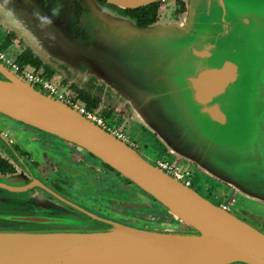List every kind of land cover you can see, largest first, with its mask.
Masks as SVG:
<instances>
[{"label":"water","instance_id":"95a60500","mask_svg":"<svg viewBox=\"0 0 264 264\" xmlns=\"http://www.w3.org/2000/svg\"><path fill=\"white\" fill-rule=\"evenodd\" d=\"M107 1L135 8L156 0ZM185 1L180 21L140 28L90 0L78 24L82 37L43 0L30 5L32 15L8 6L2 14L34 53L78 87L137 116L177 157L264 203V0ZM0 113L95 155L180 225L153 230L55 214L27 199L17 177L0 176V223L10 225L0 229V264H264L263 227L1 65ZM11 191L18 195L7 199Z\"/></svg>","mask_w":264,"mask_h":264},{"label":"flooded vegetation","instance_id":"af4514ba","mask_svg":"<svg viewBox=\"0 0 264 264\" xmlns=\"http://www.w3.org/2000/svg\"><path fill=\"white\" fill-rule=\"evenodd\" d=\"M94 1L113 14L131 20L140 28H150L163 19L180 21L187 11L185 0H156L135 8H123L107 0ZM32 3L36 4L35 0H0L1 66H11L10 61H20L26 63L25 66L37 69L36 71L46 81H61V83L55 82L58 88L65 92V98L60 100L73 108L75 104H79L97 112L104 120L105 124L102 127L115 135L123 134V141L142 156L147 153L152 157V152L155 151L153 148L158 147L159 157L154 159L155 162H151L153 157L149 158L147 155L148 158L143 157L154 164L168 161L183 173L184 177L180 180L187 182L201 195L223 209L259 226L262 225L261 227L264 228V215L248 206L250 202H254L258 204L257 207L264 208V203L248 198L233 186L204 171L199 165L169 152L158 138L151 136L138 124L135 117L78 87L34 53L16 30L7 25L2 14V7L5 9L8 6L23 15H25L24 12L32 15L30 6ZM43 5L51 13L61 12L65 15L66 21L69 20L73 25L75 37L85 35L86 31L78 24L80 16L90 10V0H43ZM38 88L41 87L38 86ZM1 115L3 125L0 127V176L17 177L23 185L26 198L35 205L43 206L55 214L71 213L93 218L99 223L114 221L153 230L179 228L164 206L95 155L38 128L26 125L7 115ZM151 147L153 151L149 150ZM24 158H27L29 163H25ZM176 158L186 163L183 164L186 167L182 168L174 164L173 159ZM66 172L73 177L72 180L82 183L84 188L71 194L74 189L70 187ZM197 174L203 175L204 183L201 186L193 184L194 176ZM75 194L82 195L85 202L80 203L76 200ZM7 195L9 199L10 195L15 197L18 194L11 191ZM9 226L6 222L0 223V229L9 228ZM26 227L24 223L20 225V228Z\"/></svg>","mask_w":264,"mask_h":264},{"label":"built area","instance_id":"2783aa9c","mask_svg":"<svg viewBox=\"0 0 264 264\" xmlns=\"http://www.w3.org/2000/svg\"><path fill=\"white\" fill-rule=\"evenodd\" d=\"M9 64L10 67L13 71L21 75L23 78L31 82L32 84L36 85L37 87L40 86V89H44V91L49 92L52 95H55L56 97L60 98H65V92L63 90H60L57 86V84L53 81H46L43 79L41 74L34 70L31 66H23L18 62H12L10 61ZM75 109H77L80 113L85 115L87 118L93 120L96 122L98 125L103 126L104 120L102 117L95 112L94 110L87 109L83 105L75 104ZM104 128V127H103ZM118 138L121 140L124 139L123 134H116ZM158 167H160L162 170H164L166 173L169 175L173 176L174 178L180 180L183 178V173L177 168L176 166L172 165L168 161H160L156 164ZM183 182V181H182ZM188 185L187 182H183Z\"/></svg>","mask_w":264,"mask_h":264},{"label":"rangeland","instance_id":"374dc122","mask_svg":"<svg viewBox=\"0 0 264 264\" xmlns=\"http://www.w3.org/2000/svg\"><path fill=\"white\" fill-rule=\"evenodd\" d=\"M37 70V69H36ZM70 80V79H69ZM55 82H57V83H61V81L59 82V81H55ZM72 82V81H71ZM64 88V87H63ZM101 99V98H100ZM103 100V99H102ZM103 101H105V100H103ZM130 114V113H129ZM130 115H132L133 117H135L136 118V121L138 122V124L139 125H141L142 127H144L145 129H146V127L142 124V122L139 120V118L137 117V116H135V115H133V114H130ZM9 123V122H8ZM3 125V116L0 114V127ZM146 131L151 135V136H153V137H156L155 135H153L152 134V132L151 131H149V130H147L146 129ZM157 138V137H156ZM155 151L154 152H152V157L150 156V155H148L147 153L146 154H144L143 156H145V157H149V158H152V160H151V162H155V158H158L159 156H158V153H159V148L158 147H154L153 148ZM153 149H152V147H151V149H149L150 151H153ZM149 152V151H148ZM147 155V156H146ZM166 156V155H165ZM147 157V158H148ZM164 159V158H163ZM166 159H169V158H166ZM24 162L25 163H29L28 162V159L27 158H24ZM173 163L174 164H177V165H179L180 167H186V166H184L185 164H184V162L181 160V159H178V158H176V159H173ZM154 164V163H153ZM184 164V165H183ZM66 176H68V180H69V183L71 184L70 185V187H71V189H74L73 190V192L71 193V194H73L74 193V191L75 192H78L79 191V189H83L84 188V186H83V184L82 183H78V182H76L75 180H72L73 179V177H70V174L68 173V172H66ZM203 177V175H201V176H199L198 174L197 175H195L194 176V182H193V184L195 185V186H201L203 183H204V179L202 178ZM76 183H78V184H76ZM82 195H77V194H75V198H76V200H78L80 203H83V202H85V198L83 197ZM251 199V198H250ZM140 200H143V199H140ZM254 201H257V200H254ZM257 202H259V201H257ZM260 203H262V202H260ZM257 205L258 204H255L254 202H250L249 204H248V206H249V208H252L253 210H255L256 212H259V213H262L263 215H264V208H262V206L259 208V207H257ZM261 209V210H260ZM262 226V225H261ZM179 228H180V225H179ZM178 228V229H179Z\"/></svg>","mask_w":264,"mask_h":264},{"label":"trees","instance_id":"16d2710c","mask_svg":"<svg viewBox=\"0 0 264 264\" xmlns=\"http://www.w3.org/2000/svg\"><path fill=\"white\" fill-rule=\"evenodd\" d=\"M18 63H20V64H22V65H24V66H25V64H26V63H21L20 61H19Z\"/></svg>","mask_w":264,"mask_h":264},{"label":"crops","instance_id":"0c3cea01","mask_svg":"<svg viewBox=\"0 0 264 264\" xmlns=\"http://www.w3.org/2000/svg\"><path fill=\"white\" fill-rule=\"evenodd\" d=\"M58 72V71H57ZM62 75V74H61Z\"/></svg>","mask_w":264,"mask_h":264}]
</instances>
